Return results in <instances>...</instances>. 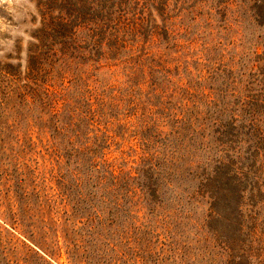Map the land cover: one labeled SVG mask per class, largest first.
<instances>
[{
    "label": "rangeland",
    "instance_id": "obj_1",
    "mask_svg": "<svg viewBox=\"0 0 264 264\" xmlns=\"http://www.w3.org/2000/svg\"><path fill=\"white\" fill-rule=\"evenodd\" d=\"M0 264H264V0H0Z\"/></svg>",
    "mask_w": 264,
    "mask_h": 264
},
{
    "label": "trees",
    "instance_id": "obj_2",
    "mask_svg": "<svg viewBox=\"0 0 264 264\" xmlns=\"http://www.w3.org/2000/svg\"><path fill=\"white\" fill-rule=\"evenodd\" d=\"M239 127H241V125H239ZM245 127L244 125V128ZM250 128V125L246 128L248 133H251L249 131ZM239 157V154H236L235 159ZM215 164L211 172H206V169L202 167L201 172L196 173L198 182L195 192L198 193V195L202 193L208 194L211 198H223L232 205L241 206L240 200H242L243 196L248 191L247 185L249 183V174L241 169V165H244V163L241 162L240 165L239 163L236 164L233 162H215ZM197 168L199 167L197 166ZM257 189L259 191V187H257ZM238 232L241 233L240 226ZM238 241L244 242L242 239H238Z\"/></svg>",
    "mask_w": 264,
    "mask_h": 264
}]
</instances>
